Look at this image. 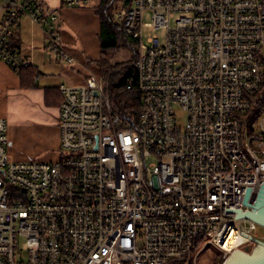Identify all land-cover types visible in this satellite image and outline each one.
<instances>
[{"label":"built area","instance_id":"1","mask_svg":"<svg viewBox=\"0 0 264 264\" xmlns=\"http://www.w3.org/2000/svg\"><path fill=\"white\" fill-rule=\"evenodd\" d=\"M2 8L11 70L32 66L10 45L22 17L43 29L48 53L75 62L39 0ZM113 13L118 47L135 52L126 88L140 109L115 111L101 77L61 86L54 162L12 160L0 118V264H198L258 239L236 211H251L248 191L254 205L264 184V0H119Z\"/></svg>","mask_w":264,"mask_h":264},{"label":"crops","instance_id":"2","mask_svg":"<svg viewBox=\"0 0 264 264\" xmlns=\"http://www.w3.org/2000/svg\"><path fill=\"white\" fill-rule=\"evenodd\" d=\"M39 1L44 13L54 12L59 17L61 43L75 62L70 65L59 62L54 54L45 50L43 29L28 17L20 19L12 40L18 42V51L37 73L34 85L24 88L19 72L0 60V118L7 120L9 154L16 162L33 159L54 162L60 158V105L46 103L47 90L84 85L91 75L102 78L100 68L91 64L102 52L100 0H89L88 4L76 7H62L61 0ZM3 4L4 0H0V19L4 16Z\"/></svg>","mask_w":264,"mask_h":264},{"label":"trees","instance_id":"3","mask_svg":"<svg viewBox=\"0 0 264 264\" xmlns=\"http://www.w3.org/2000/svg\"><path fill=\"white\" fill-rule=\"evenodd\" d=\"M119 0H100L98 14L100 16L102 32L100 36L101 56L92 60L91 64L97 65L102 71V78L111 79L109 91L110 100L113 108L124 116L132 117L139 111V97L136 93L129 92L126 88L127 81L134 77V61L130 60L126 64L112 65L110 63V55L118 48V31L119 23L114 20L113 11L115 4ZM43 11V10H42ZM10 38V45L15 49H19L18 42L14 43ZM113 54V53H112ZM21 83L24 88L32 87L37 73L33 68H26L19 71ZM62 95L60 91L49 89L46 91V103L59 106L62 103ZM220 261L219 264H223Z\"/></svg>","mask_w":264,"mask_h":264},{"label":"water","instance_id":"4","mask_svg":"<svg viewBox=\"0 0 264 264\" xmlns=\"http://www.w3.org/2000/svg\"><path fill=\"white\" fill-rule=\"evenodd\" d=\"M250 191H248L245 204L251 208V211L242 213L236 211L238 218L248 219L260 227L264 228V184L261 187L257 201L254 205L248 204ZM235 211H229L234 213ZM254 247L251 251L249 249H237L233 251L223 264H264V242L258 239H252Z\"/></svg>","mask_w":264,"mask_h":264},{"label":"rangeland","instance_id":"5","mask_svg":"<svg viewBox=\"0 0 264 264\" xmlns=\"http://www.w3.org/2000/svg\"><path fill=\"white\" fill-rule=\"evenodd\" d=\"M145 23H149V15L148 14L145 15ZM118 38H120V40H123L120 31H118ZM94 44L96 45V47H99V49H100L99 44H96V42H94ZM112 53L110 55V63L112 65L126 64L130 60L134 61V59H135V52L133 53L132 49H130L124 43H121L119 45V47L117 48V50L112 52ZM93 67H96V66H93ZM110 81H111V79L109 77L107 78V80H105L108 87L110 86V84H109ZM176 114H177L179 125H181V127H184L185 122H186V116H185L184 112L182 111L181 108H176ZM32 161L44 162V161H41L39 159H33L30 162H32ZM149 163H151V162H149ZM256 236L258 239L262 240L264 238V228L259 227L257 232H256ZM220 261H224V260L219 253L212 251V250H207L201 255L198 264H219Z\"/></svg>","mask_w":264,"mask_h":264},{"label":"bare ground","instance_id":"6","mask_svg":"<svg viewBox=\"0 0 264 264\" xmlns=\"http://www.w3.org/2000/svg\"><path fill=\"white\" fill-rule=\"evenodd\" d=\"M235 244V235L234 233H232L229 237V239L227 240L226 243V248L230 250V248H233L232 246Z\"/></svg>","mask_w":264,"mask_h":264}]
</instances>
